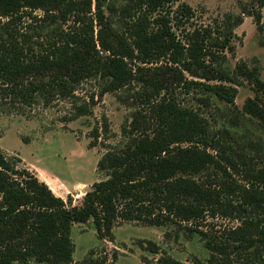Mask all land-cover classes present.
I'll use <instances>...</instances> for the list:
<instances>
[{"label":"trees","instance_id":"obj_1","mask_svg":"<svg viewBox=\"0 0 264 264\" xmlns=\"http://www.w3.org/2000/svg\"><path fill=\"white\" fill-rule=\"evenodd\" d=\"M174 1L180 0H133L123 14L137 17L119 28L106 14L105 8L112 10L108 0H0V18L11 17L0 22V98L13 105L68 99L69 120L90 113L109 92L132 108L123 139L115 145L101 139L106 151L97 167L104 178L93 182L79 205H69L0 146V264L70 263L72 226L91 219L98 237L108 240L120 220L196 233L211 254L189 264H264V149L256 161L245 151L251 142L245 131L217 125L232 108L211 111L213 98L234 102L235 87L184 74L235 84L243 75L264 94L259 68L240 62L231 70L218 53L244 16L263 30L264 0L228 15L219 37L194 30L187 42L164 15L153 17ZM181 6L192 14L190 6ZM35 9L45 14L37 17ZM24 16L31 21L21 31L11 23ZM91 78L98 84L86 99L77 91ZM192 91L198 106L181 99ZM246 113L264 124V96L248 98ZM111 132L104 116L91 131L90 146ZM215 219L234 224L216 229ZM158 261L188 264L170 255Z\"/></svg>","mask_w":264,"mask_h":264},{"label":"rangeland","instance_id":"obj_2","mask_svg":"<svg viewBox=\"0 0 264 264\" xmlns=\"http://www.w3.org/2000/svg\"><path fill=\"white\" fill-rule=\"evenodd\" d=\"M108 1L112 10L105 8V11L115 20L116 27L126 25L131 18L136 19L135 13L126 17L123 14V8L133 0ZM183 3L191 7L192 14H184L181 6ZM250 3L251 0H180L169 3L155 12L153 17L164 15L176 37L184 42L188 41L194 30L211 32L215 39L226 31V17L240 14L242 6H249ZM261 11L264 23V6ZM34 14L41 17L45 13L42 9H35ZM10 19L11 17L1 16L0 22L4 23ZM30 21L24 16L16 18L11 24L17 25L23 31L27 29ZM44 35L45 32L42 33V38ZM218 53L223 55L220 58H224V65L231 70L236 69L240 62L245 63L248 68H259L260 78L264 81V28L259 31L252 16H244L243 22L234 27L228 47ZM184 74L200 81L222 83L236 88L234 102L227 103L213 98L211 111L216 110L217 105L227 113V108H232V112L226 118H220L217 125L245 131L251 141L244 144L245 151L256 161H260L259 156L263 154L264 149V124L250 117L248 113L243 116V106L248 98L264 96L254 81L243 75L239 76L240 84H235L218 79L206 80L192 76L187 71H184ZM96 84L98 81L94 78L85 81L77 94L88 97L96 90ZM194 95L196 91L182 92L181 99L184 103L198 106ZM87 97L86 99H89ZM71 107L68 99L57 98L48 105L42 101L32 105H13L0 98V146L7 155L18 157L21 160L18 163L20 167L29 168L69 205H79L93 182L104 178L97 167L99 158L106 151L100 142L101 139L112 145L121 141L122 127L126 119L130 120L132 108L122 103L115 92L100 96L90 113L69 120ZM104 116L109 121L113 136L100 137L95 146H90L93 140L91 131ZM237 177L243 179L242 176ZM212 222L216 224V229L234 224L226 219H215ZM203 228L208 229L207 226ZM113 233V240L101 239L92 219L85 223H75L71 229L75 250L73 260L67 264H90L94 261L99 263L104 258L105 264H160L158 259L164 255L189 264L194 258L207 261L211 254L199 235L195 233L190 236L185 229L173 224L151 226L120 220ZM114 254L117 255L116 258ZM28 264L49 263L32 259Z\"/></svg>","mask_w":264,"mask_h":264}]
</instances>
